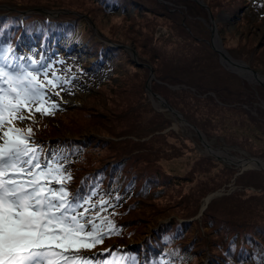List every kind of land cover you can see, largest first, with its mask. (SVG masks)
Segmentation results:
<instances>
[{
  "label": "trees",
  "instance_id": "1",
  "mask_svg": "<svg viewBox=\"0 0 264 264\" xmlns=\"http://www.w3.org/2000/svg\"><path fill=\"white\" fill-rule=\"evenodd\" d=\"M169 1L182 7L169 11L158 0H68L67 3L65 0H24L19 4L15 0H0V2H7L21 8L32 5L74 8L78 12L86 14L100 31L97 33L109 42H127L124 36L128 32L133 45L143 53L145 52L144 45L148 42H156V46L146 50L145 57L138 52V57L149 62L154 68L150 85L151 91L163 96L172 107L180 112L183 110L184 101L188 102V99L180 96L179 93L189 91L193 96H199L196 98H201L203 102L193 109L195 113H200L198 122L195 121L193 114L194 119L190 120L186 117L188 114L182 112L189 123L195 124L206 136H209V133L204 126L211 130H217L219 126L224 136H234L230 127L252 115L248 107L257 100L256 93L260 95L258 96L259 100L261 99L264 104V88L261 85L250 86L218 61L216 51L209 44L208 17L203 6L193 0ZM204 1L210 8L213 17L223 9L234 16L239 24L247 25V28H252L256 24L255 19L250 20L249 16L254 13L256 8L254 4L259 3V0ZM246 7H248V11ZM237 9H240L239 12ZM165 15L172 20V28H164L156 24L157 18ZM136 19L140 20L136 21ZM106 21L108 25L105 24ZM215 23H217L219 31L224 29L223 23ZM148 25L153 29L156 27L154 29L156 36L151 34V30L146 35L142 34V31L149 28ZM132 31H136V33L133 34ZM89 32L90 26L87 20L73 14L61 13L57 17L48 18L44 14L34 12L0 13V52L6 51L9 46L13 49L26 44L31 49L50 47L53 43L71 40L70 37L73 33V41L77 42L79 48L85 53V57L89 56L92 60L88 62L81 56L74 63L66 64L61 71L65 76H75L76 80L81 83L79 86L84 88L88 95L89 92L92 93V86L95 85L98 90L109 82L107 79L109 76L117 77V65L120 63L118 59L126 55L121 47L93 39ZM226 50L232 57L243 59L252 69L264 73V66L261 65L260 68L255 65L249 54L236 52L232 47H228ZM105 61L109 63L108 76L103 77L100 81L92 76H89L87 81L84 80L83 75L87 71L93 75L101 72V63ZM130 65L133 66V63ZM139 67L142 68L139 71L140 75L145 76L146 68L140 65ZM135 81L128 86L110 84L113 91H101L95 99L92 97L87 99L85 96L78 106L59 108L51 115L55 117L54 119L49 120L45 115H39L38 124L36 121L28 120L23 129L31 127L33 134L37 136L34 138L37 140L43 131L49 133L50 153H61L66 158L62 162L66 163V171L72 176L68 185L70 191L75 193L79 189L85 193L90 186L98 184L102 193H110L111 197L119 194L122 197L121 201L115 204V207L109 208L106 213V215L116 213V215H111L116 230L105 235L102 243L97 244L94 248L83 250L81 253L92 260V264H98V262L102 264L103 261L112 260V252H116L118 257L125 258L123 264H154V262L162 261L167 264H196L193 261V257H196L194 249L196 243L201 240L195 241L194 247L192 243H182L181 233L187 224L185 222L167 221L158 224L152 242L147 243L143 238L139 248L131 242L136 229L132 220L137 219L131 217V211L133 208L141 209L145 206L152 212V215L156 214L159 207L148 206L145 198H147L148 191H153L156 197L159 195L158 190L163 189L157 172L150 169L152 167L163 169V165H159L161 161L153 158L156 165L148 161L139 169L135 166L136 159L150 157L143 155V145L155 148L161 153L160 160L164 159L162 151L166 152V146H155V140L151 138L144 141L143 145L136 144L131 139H107L104 141L110 145L109 152L100 155L101 148H105V146L91 136H84L87 130L78 131L79 128H82L81 125L92 127V129L96 128L100 126L99 122L102 120L111 126L110 130L114 131L112 134L115 137L126 133L137 137L146 135L150 131L148 115L152 109L147 93L142 87V80ZM82 83H86L85 86H82ZM176 84L178 87H171ZM212 92L213 96L210 95ZM112 94L123 96L119 109L106 106L107 100H110ZM104 96L107 98L104 99ZM192 101H194V97L190 96L189 102L192 103ZM110 103L114 104L112 100ZM243 103L247 106H243ZM263 109L257 107L259 116L254 118L251 123L253 125L255 123V128L264 133ZM74 110L82 113L80 120H83V123L80 121L81 125L72 123L74 118H71V115H75ZM158 114L161 116L160 113ZM211 123L213 124L211 125ZM71 127H77V129L74 131ZM146 127L149 131L143 130ZM121 128H125V130H120ZM67 129L69 134L64 133V130ZM74 132H80L83 139H80V135H74ZM179 137L182 140V137ZM170 139V142L167 140L169 143L178 141V137ZM40 142L44 141L40 140ZM182 144L183 150H190L193 146L189 139L186 141L184 138ZM199 156L205 158L203 155ZM194 172L195 168H192L190 174L195 176ZM118 186H121L123 190L118 189ZM125 191L127 193L123 197ZM100 198L98 196L95 199ZM215 204L225 208L223 211L228 209L232 212L234 217L231 222L237 227L232 230L226 225L222 241L219 239L215 243V240H208L207 245L204 243V248L208 253L205 264H263L264 222L258 221L254 217V211L257 208L260 209L263 203L253 205V207L242 206L239 204V199L229 200L223 196L216 199L210 198L206 202L204 211H209ZM236 215H242L243 220L238 221ZM221 227V224L216 226V229H212L211 233L216 236ZM106 249L108 251H105ZM184 256L187 259H184Z\"/></svg>",
  "mask_w": 264,
  "mask_h": 264
},
{
  "label": "rangeland",
  "instance_id": "2",
  "mask_svg": "<svg viewBox=\"0 0 264 264\" xmlns=\"http://www.w3.org/2000/svg\"><path fill=\"white\" fill-rule=\"evenodd\" d=\"M15 1L17 2V4H19L20 1L24 0ZM158 1L164 4L169 11H174L175 9L182 7L181 5H175V3L169 0ZM259 1L260 4H254L256 6L254 13L249 16L250 20L253 18L255 19L256 24L252 28H247L248 26L245 24H239L238 20H236L234 16H232L230 13H227L223 9L218 11L214 17L215 22L224 24V29L222 31H219L217 23H215L223 48L226 50L228 47H232L236 52L249 54L253 60V63L258 67H260L261 65L264 66V0ZM67 2L68 0H65V3ZM239 10L240 9H237L238 12ZM246 10L248 11V7H246ZM10 11H16L22 14L32 12L41 13L48 16V18L57 17L61 13L73 14L87 20L90 26L89 35L92 36L93 39L104 42L108 41L106 38L98 34L100 31H98L94 23L90 21L86 14L80 13L74 8L65 6H63L62 8H51L44 5H32L21 8L17 7L16 5H11L7 2H0V13H8ZM139 20L140 19H136V21ZM105 24L108 25L107 21ZM156 24L161 25L164 28H172L173 26L172 20H170L167 15L157 18ZM148 27V29L142 31V34L145 33L144 35H146L150 33L149 31L151 30V34L153 33V36H156L154 32V29L156 27L154 29L149 25ZM132 32L133 34L136 33V31ZM125 35L126 36L124 37L127 42H110L113 45L121 47L126 53V55L118 59L120 60V63L117 65V77H115V75H113V77L109 76L107 78L109 82L105 85H102L98 90L95 85V87L92 86V93L89 92L87 95L85 89L79 86L81 85V83L76 80V77L73 75L68 76L74 77V79L72 80V83L67 86L68 90L60 93V97L58 98L61 102L60 108L78 106L83 101L85 96L87 97V99H89L90 97L95 99L101 91H113L110 84L128 86L131 82H136L135 80H142V87L147 93L148 100L150 102L149 104L152 109L148 115L150 131L147 129V127L143 128V130L149 131L146 135L137 137L126 133L116 135L115 137L112 134L114 131L110 130L111 126L107 122H102V120L99 122L100 126L93 128L94 130H97L94 131L92 127L90 128L81 125L83 123V120H80L82 118V113L77 110L73 111L75 112V115H71V118H74L72 123L73 125H76L81 121L82 123H80V125L82 128H79L78 131L87 130L86 135H84V133H82V135L91 136L93 139H95L96 141L98 140V142L102 143L105 146V148H101L100 155L109 152L110 145H108L104 141H107V139H131L136 142V144H142L144 143V141L151 138L155 140V146H166V152L162 151V156L164 157V159L160 160L161 153H159L155 148H152L149 145L145 146L142 144L144 147L143 155L150 157L147 159H144L142 157H139L138 160L136 159L137 163L135 166L139 169L140 167L147 164L148 161H150L151 164L156 165V163L153 161V158L158 160L159 162L161 161L159 165H163V169L161 167H152L150 169H153L157 172L160 178L161 188L163 187V189L158 190L159 195L156 197L153 191H148L147 198H145V202H147L148 206L152 205L157 208L159 207L156 214L152 215V212L147 210L145 206L141 207V209L143 208L142 210L140 208H133V210L131 211V217L137 218H134L132 220V223L135 224L136 229L134 228L135 236L131 240V242L137 248H139L140 241L143 238L147 243L152 242L153 235L155 233V230L157 229L158 224L167 221H180V223L185 222L187 224L184 226V229L181 233L182 243L188 244L189 242L192 243L194 247V242L201 240L200 242L196 243V247L194 249L196 257H193V261H195L196 264H205L206 255H208V253L204 248V243L207 245L208 240H215V243L218 242L219 239L222 241V236L225 233L226 225L229 226L227 228H231L232 230L237 226L232 225L231 221L234 217V215L231 214L232 212L228 209L223 211V209L225 208H222V206L218 204L212 206L209 211H204L206 206L205 204V206L202 208L204 204V198L212 192H217L216 195L212 197L213 199L226 196L229 200L239 199V204H241L242 206L249 205L251 207H253V205H261L263 203L260 209L257 208L256 211H253L256 214H254V217L258 221L264 222V169L262 170L260 168L251 167L241 170L239 166H235L226 158H223L221 156H219L220 158H216L215 155L210 154L206 151L199 136L189 125L184 124L172 112L168 111L166 108L160 107L159 103L153 101L149 96V91L146 89V86H149L150 88L151 85V79L149 78V67L153 69V73L154 68L150 65L149 62L143 61L138 57V52L140 51H138L133 45L132 41L130 40L131 36L128 34V32H126ZM73 37L74 34L72 33V36L70 37L71 40L62 43L63 47H60L61 43H53V45H51V49H47L46 47H44L33 50L28 48V46H20V48L12 49L13 51L8 56L9 58H17L23 56L35 60L43 59L47 63H52L53 71H56L59 76L64 77L65 75L62 74L61 70L66 64L74 63L81 56L84 57V60L88 62L92 60L89 56L85 57V53L79 48L77 42L73 41ZM139 38L141 39V36ZM156 44L157 43L153 41L150 43L148 42L143 46L145 47L144 51L146 52L148 48L152 49L154 46H156ZM145 52L140 53L145 57L147 55ZM159 56L161 55L159 54ZM238 60L244 61L243 59ZM59 61H63V63H58ZM244 62L247 63L246 61ZM130 63H133V66H131ZM221 64L224 65H222L223 67L229 68L224 62H222ZM139 65L146 68L145 76L140 75L139 71L142 68H140ZM100 68L102 69V71L95 75L87 71V73L83 75L84 80L87 81L88 77L92 76L97 81H100L103 77L108 76L107 69L109 68V63L107 61L102 62ZM229 71L235 73L238 77L246 81L250 86L254 87V85H259L257 82H254L246 76L240 75L235 71H232L231 69H229ZM258 72L261 75H264V73H261L260 70ZM85 84L86 83H82V86H85ZM171 87L176 88L178 87V85H172ZM179 95L187 97L188 99V102L184 101L183 103L182 112L188 114L186 116L188 119L192 120L195 118V121L198 122L200 113H195L193 109L203 102L201 98H196L199 96H193V94H191V92L189 91L181 92L179 93ZM210 95L213 96V92L210 93ZM190 96L194 97V101H192V103L189 102ZM258 96L260 95L256 93L255 97L257 98V100L248 107V110L252 115L243 119V122L239 121V123H235L232 125V127H230V131L234 134V136H224L223 133H221L219 126L217 128V125L219 124L218 122H213L214 124H217L215 126L217 130H211L210 128L207 129L206 126H204L207 133H209V136H206L199 129L202 132L204 138L210 143L212 148L226 150V152L236 157L253 156L264 161V133L255 128L254 121V125L251 123L254 118H258L259 116V113L257 114V107L263 109L262 100H259ZM106 98L107 96H104V99ZM111 100L112 102H114L113 105L110 103ZM120 100L123 101V96L121 97V95L112 94L110 95V100H107L108 102L106 106L112 109H119ZM243 106L247 105L243 103ZM157 112L160 113L161 116ZM178 112L184 117L182 112ZM39 115L40 114L37 113L34 116V121H36L37 124L38 118H40L38 117ZM46 118H49L50 120L54 119L55 117L47 115ZM26 122H28V120L18 123L17 126L23 129ZM213 123H211V125ZM165 124L167 125L165 126ZM77 127L71 128L75 131ZM120 130H125V128H121ZM64 133L69 134L68 129L64 130ZM33 135L34 137H37L35 136V134ZM74 135L81 136V133L74 132ZM160 135L164 136L159 137ZM49 136V133L43 131V133L38 136V140L37 138H34V142L39 144L41 146V149L50 156L52 153H50L51 148L48 143V141L50 140ZM179 136L182 137V140ZM172 137H178V141L169 143L171 141L170 138ZM183 138L186 141L187 139H189L191 145H193L190 150L182 149ZM80 139H83L82 136L80 137ZM40 140H43L44 142H40ZM199 155H203L205 156V158H202ZM192 168H195V176L190 174V170ZM118 189L123 190L121 186H118ZM126 193L127 191H125L123 197ZM120 201L121 199L119 200V202ZM119 202L114 201L115 204H118ZM144 216H147L148 218ZM241 216L242 215H236V219L238 221L243 220ZM220 224L222 227L219 229L221 230L217 231V235L215 236L213 233H211V230L216 229V226L218 227V225ZM213 249L215 250L214 245ZM184 259H187V257L184 256Z\"/></svg>",
  "mask_w": 264,
  "mask_h": 264
},
{
  "label": "snow or ice",
  "instance_id": "3",
  "mask_svg": "<svg viewBox=\"0 0 264 264\" xmlns=\"http://www.w3.org/2000/svg\"><path fill=\"white\" fill-rule=\"evenodd\" d=\"M12 51L0 52V264H92L81 253L116 230V213H106L121 197L102 193L98 184L70 191L66 158L49 156L31 127L17 126L59 110L60 93L74 77L59 76L43 59L9 58ZM111 257L102 264L125 259L116 252Z\"/></svg>",
  "mask_w": 264,
  "mask_h": 264
},
{
  "label": "water",
  "instance_id": "4",
  "mask_svg": "<svg viewBox=\"0 0 264 264\" xmlns=\"http://www.w3.org/2000/svg\"><path fill=\"white\" fill-rule=\"evenodd\" d=\"M196 2H198L201 6H203L206 11H207V17H208V21H207V26L210 30V46L218 53V57H219V61L222 63V53L220 51V49L214 44V38L218 41L219 43V46L220 48H222L226 53L227 51L223 48L222 44H221V41H220V37L218 35V32H217V29H216V26H215V19L213 17V14L210 10V8L208 7V5L203 1V0H195ZM64 11H67V10H64ZM109 42V41H107ZM110 43V42H109ZM228 54V53H227ZM229 55V54H228ZM230 56V55H229ZM231 57V56H230ZM227 58V57H225ZM232 58V57H231ZM233 60H236L237 62H240L243 67L245 69H247L251 74H252V78L255 79V82H257L259 85L263 86L264 87V81L262 80V78H264V75H261L257 70H254L252 69L247 63H245L244 61L242 60H238V59H234L232 58ZM227 68V67H226ZM150 74H149V78L151 79L153 77V69L150 68ZM230 69V68H228ZM232 70V69H231ZM234 71V70H232ZM236 73H238L237 71H235ZM240 74V73H238ZM242 75V74H240ZM146 89L149 91V96L150 98L152 99L153 96H155L160 102V107H163V108H166L168 111L172 112L181 122H183L184 124H187L189 125L195 132L196 134L199 136L202 144L203 142L205 141L204 139V136L202 134V132L193 124H190L175 108H173L165 98H163L162 96H160L159 94L155 93V92H152L150 91V88L149 86H146ZM263 107H264V104H263ZM204 140V141H203ZM206 142V141H205ZM205 146H207V143H204ZM209 145V144H208ZM210 146V145H209ZM210 154H213L211 152H209ZM214 155V154H213ZM230 157H233L234 159H237L238 161L236 162H232L235 166H239L241 168V170L243 169H246V168H251V167H256V168H260V169H264V165H261L258 163V165L256 166H247V167H244L245 164L248 162V161H255V162H259L260 158H257V157H236L234 155H231L229 154ZM216 158H220L218 155H215ZM217 192H212L210 194H208L205 198H204V204L202 206V208L205 206L206 202L212 198L214 195H216Z\"/></svg>",
  "mask_w": 264,
  "mask_h": 264
},
{
  "label": "bare ground",
  "instance_id": "5",
  "mask_svg": "<svg viewBox=\"0 0 264 264\" xmlns=\"http://www.w3.org/2000/svg\"><path fill=\"white\" fill-rule=\"evenodd\" d=\"M213 41H214V44L220 49V51L222 53V61L225 64H227V66L230 69H232L234 71H237L238 73L242 74L243 76L248 77L249 79H251V80H253L255 82V79L252 78V74L247 69H245L240 62H237L236 60H233L222 48H220L219 43H218V41L215 38H214ZM225 57H227V58H225ZM262 80L264 81V78H262ZM152 100L155 101V102H157V103L160 102L155 96L152 97ZM205 141L203 142V145H204V147H205V149H206L207 152H211L214 155H218V156H221L223 158H226L230 162H236V161H238L237 159H234L233 157H230L229 153L226 152V150L212 148V146L210 145V143L206 139H205ZM204 143H207V146H205ZM258 163L261 164V165H264V161L263 160H260L259 162L248 161L245 164L244 167H247V166L248 167L249 166H256V165H258Z\"/></svg>",
  "mask_w": 264,
  "mask_h": 264
}]
</instances>
